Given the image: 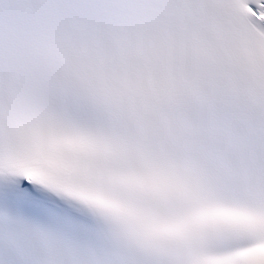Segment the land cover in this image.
Listing matches in <instances>:
<instances>
[{
  "label": "snow or ice",
  "instance_id": "1",
  "mask_svg": "<svg viewBox=\"0 0 264 264\" xmlns=\"http://www.w3.org/2000/svg\"><path fill=\"white\" fill-rule=\"evenodd\" d=\"M0 264H264V0H0Z\"/></svg>",
  "mask_w": 264,
  "mask_h": 264
}]
</instances>
